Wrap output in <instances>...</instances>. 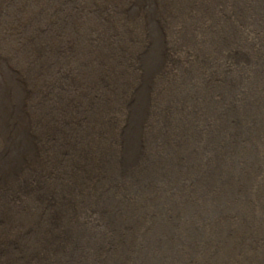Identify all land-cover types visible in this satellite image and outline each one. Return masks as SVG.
<instances>
[{"label": "bare ground", "instance_id": "obj_1", "mask_svg": "<svg viewBox=\"0 0 264 264\" xmlns=\"http://www.w3.org/2000/svg\"><path fill=\"white\" fill-rule=\"evenodd\" d=\"M244 1L245 0H149L150 5L152 4L153 7L150 8L149 12H143V22H139L137 16L139 15L138 13L141 12L140 10L135 11L136 17L125 18L127 21H124L122 18L123 14L120 8L125 6L128 9L133 4L132 1L115 0V5L112 6L113 9L110 8V14H113V12L115 13L118 25L121 27H118V25L114 27L110 26V18L108 16L103 26L91 23L89 34H95L98 38L100 37L102 41L96 45H92L89 42L90 44L86 46L84 53L93 55L92 57L97 59H91L90 66L86 70L83 69L81 71L78 65L74 68L66 67L68 72V75H66L69 78L73 77L70 75L73 70L80 69L78 76H75L76 78H73V81L70 80L69 84L72 83V85L66 88L68 90L65 91L68 93L65 95L67 98L66 100L61 102L59 97L56 105H49L48 107L26 105L25 101L32 99L38 92L37 89L31 88L32 85L24 87V80L31 78L29 77L33 75L31 73L13 72L12 77L0 83V264H59L60 252L70 246L77 232H89L95 225V231L99 230L100 232V225L97 221H95V223L93 222L96 217L90 213L89 209L91 207H89L92 202L91 200L96 196L97 185L102 174L105 173L107 166H109L108 164L117 156H122L127 159L134 154V151L139 153L140 134L138 129L141 126L143 115H148L149 111H151V125L153 127L163 125L166 129L171 126L175 130H180L192 126L194 132L199 133L200 125L202 121L205 120L207 109L210 111L214 106H222L224 103H227L228 99L232 98L239 107L232 102L229 108L230 110L228 109L229 113L223 112L226 124L235 135H242L241 129L244 130V128L238 123H245L244 125H247L249 121H247V115L252 109L262 111L260 123L254 115H252V122L255 121L254 134L256 136L258 134L257 141L264 146V0H253L255 3L253 10L249 11H244V9L241 8L244 6ZM247 1L249 5L252 4V0ZM3 3H5V1ZM110 4H112L111 1ZM87 7L90 6L88 5ZM116 7L119 8L117 9ZM174 8L175 11L172 12ZM103 11H105V6L101 7L98 13H103ZM28 25H30V23ZM102 27L113 28L114 30L109 29L105 31ZM19 29L21 28L19 27ZM33 29L31 30L33 31ZM35 33L34 35H36ZM67 33H69V30ZM106 38L108 42H110L108 45L104 43ZM79 52H83L81 47L79 48ZM35 54L36 53L33 55V59H36ZM44 65L47 66V64ZM40 73L42 72L38 71L32 79L38 78ZM246 77H248L247 81L243 82ZM218 81H222L219 86L217 85ZM242 82L245 83V85L242 84ZM38 85H40V83ZM43 85H45V83H43ZM186 91L188 93L187 97L184 96ZM12 92H16L18 99L16 102L20 103V105H12V102L14 103ZM143 92H147L146 97L148 101L156 100L158 103H162L163 98L171 105H143L145 98ZM213 95L218 96L214 99ZM260 97H262V101ZM259 98L261 102H259ZM202 99H207L208 105H199ZM93 102H95V105H93ZM216 102H218L219 105L212 104ZM124 103L125 105H123ZM234 116H237V118H235L233 122L238 125L230 124ZM238 118L241 119L240 122ZM202 128L203 127H201V129ZM247 145L252 149L254 148V143L252 142L247 143ZM263 152H261V154ZM216 164L219 166L217 162ZM117 176L118 175H116V177ZM217 176L219 177V175ZM213 181L211 180V182ZM157 182L158 181H156V183ZM159 186L157 189H159ZM252 201L254 202V200ZM149 214H152V212ZM213 218L215 217L213 216ZM123 223L124 222H122V224ZM258 226V228H260L261 224ZM143 237L141 239H143ZM157 241L159 240L157 239ZM120 243L118 242V244ZM211 250L212 249H210V251ZM237 256L241 259L242 264H264V244L258 251H244V253Z\"/></svg>", "mask_w": 264, "mask_h": 264}, {"label": "rangeland", "instance_id": "obj_2", "mask_svg": "<svg viewBox=\"0 0 264 264\" xmlns=\"http://www.w3.org/2000/svg\"><path fill=\"white\" fill-rule=\"evenodd\" d=\"M4 1L6 4L3 3ZM110 1L112 4H110ZM130 1H132L133 4L128 9L125 6H122L120 8L121 13L123 14V17H122L123 20L127 21L126 19H128V17H130V18L136 17L135 11L140 10L141 12L138 13L139 15L137 14L138 15L137 17L139 18V22H141V21L143 22V12L144 13L149 12L150 8H152L153 5L152 4L150 5L149 0H145V1L144 0H130ZM46 2H47V4H46ZM114 2H115V0H96V1H93V0H84V1H82V0H80V1L79 0H61V1L60 0H52V1L51 0H22V2H21V0H10V1L9 0H0V37H1L0 38V42H1L0 43V83H2L4 80H8L10 77H12L13 72H15V73L22 72V73H26V74L31 73V74H33V75L29 76L31 78L24 80V82H25L24 87H26V86L29 87L30 85H32L31 88L37 89L38 92L35 94V96L32 99H28L25 101L26 105H37V106L48 107L49 105H56L59 97H60L61 102L66 100L67 98L65 95L68 94L67 92H65V91H68L66 88H68L69 86L72 85V83L69 84L70 80H72L73 78H76L78 76L80 69H81V71L83 69L84 70L88 69V67L90 66V62H91L90 60L91 59H97L95 57L93 58L92 57L93 55H89V54L84 53L86 46H89L90 43L92 45H96L102 41V39L100 37L98 38V36H96L95 34H89V32H90L89 29H91L89 27L92 24H98V25L103 26V24H105V20L108 19V17L110 18V20H109L110 26L114 27V26L118 25V21H117V18L115 17V13L113 12V14H110V8H112V6L115 5ZM51 3H53V4H51ZM246 4H247V6H246ZM254 4L255 3L253 2V0H252L251 5H249L248 1L245 0L243 2L244 6H242L241 8L244 9V11L253 10ZM88 5L90 7L91 6L92 7L91 8L87 7ZM41 6H42V8H41ZM103 6H105V11H103V13L102 12L98 13L99 9ZM116 8L118 9L119 7H116ZM40 10H42L43 13ZM64 11H65V13H64ZM173 11H175V8L172 10V12ZM50 12H51V14H50ZM39 15H40V17H39ZM53 15L55 16V18ZM32 16H33V18H32ZM44 16H47V17H44ZM49 20H50V22H49ZM75 20L78 22H76ZM71 22H72V24H71ZM85 22H86V24H85ZM29 23H30V25H28ZM16 27H18V28H16ZM19 27L22 30L19 29ZM118 27H121V26L118 25ZM64 28H65V30H64ZM102 28L105 31H108L109 29L114 30L113 28H105V27H102ZM31 29H33V31ZM68 30H69V33H67ZM33 32L34 33L36 32L35 34L37 36L34 35ZM18 35H20V36H18ZM58 40H59V42H58ZM30 42H32V43H30ZM27 43H29V44H27ZM104 43L108 45L110 42H108V39L106 38V41H104ZM16 44H17V46H16ZM67 44H68V46H67ZM33 45H35V46H33ZM47 46H49V47H47ZM22 47H24V48H22ZM29 47H31V48H29ZM80 47L82 48V51H83L82 53L79 52ZM27 48H29V49H27ZM61 49H62V51H61ZM77 49H78V51H77ZM41 52H43V53H41ZM34 53H36L35 54L36 59H33ZM28 55H30V56H28ZM57 56H59V57H57ZM37 58H39V59H37ZM29 60H31V61H29ZM86 61H87V63H86ZM11 64L13 65V67ZM44 64H47V66H45ZM86 64H87V66H86ZM71 65H72V67H71ZM77 65L80 66V69L75 70V71L73 70L72 74H70L73 77L69 78L67 76L68 75L67 68H74V67H77ZM61 66H62V68H61ZM38 71L42 72V73H40V76L38 77L39 79L38 78L32 79V77ZM44 71L45 72L47 71V72L45 73ZM139 72H140V70H139ZM229 72H230V70H229ZM124 73H125V71H124ZM50 78L53 80V82ZM247 79H248V77H246L243 82L247 81ZM243 82H242V84L245 85V83H243ZM39 83H40V85H38ZM43 83H45V85H43ZM61 83L65 84V85H63ZM66 83H67V85H66ZM221 83H222V81H218L217 85L219 86ZM34 85H36V86H34ZM37 87H39V88H37ZM46 92H48V93H46ZM61 92H62V94H61ZM143 93H144V97H145L143 105H152V104L153 105H171L166 100H164L163 98H162L163 104L158 103L156 100H149L148 101V99L146 97L147 92H143ZM12 95H13L12 99L14 101V103L12 102V105H17V104L20 105V103L16 102L18 100L17 96H16V92H14V93L12 92ZM187 95H188V93L186 91L184 93V96L187 97ZM213 96L215 99L218 95H213ZM63 97H64V99H63ZM260 98L262 101V97H260ZM260 98L258 99L259 102H261ZM235 99H236V97H235ZM206 101H207V99H202L199 102V105H208V101L207 102ZM232 102L237 107H239L236 104L235 100L230 98V99H228L227 103H224L222 106H214L210 109V111L207 109L206 117H205V120L202 121V123L200 125L199 133L194 132V129H192L193 128L192 126L182 128L180 130H175L171 126L166 129V128H164L163 125H161L159 127H153L151 125V122H152L151 121L152 120L151 119V111H149V114H148L149 116L143 115L141 126L138 129V132L140 134L139 153L134 151V154L129 156L127 159L123 158L122 156H117L111 163L108 164L109 166H107V168H106V171L104 173L105 175L102 174V177H101V179L97 185L96 196L91 200L92 204L90 203V205H89V207L91 206L89 208L90 213L96 217L93 220V222L95 223V221H97L99 223L100 232H99V230L95 231L96 225L93 229H90L89 232H84L85 234L81 233L80 231H79V233L77 232L76 233L77 235H74V237L72 239L73 242L71 241L70 246L65 248V250L63 249L60 252L58 263L59 264H84V263L85 264H101V263L102 264H155V263L156 264H192V263L193 264H242L241 259H239V257L237 255L244 253V251H249V252L250 251H258V249L264 244L263 243L264 242V223H263L264 222V192H263V190H264V166H263L264 165V152H263L264 146L257 141L258 134H257V136L254 134L255 133V128H254V125H255L254 122L255 121L252 122V115L257 117V119L260 123L262 111H260L258 109H252L251 111H249L250 114L248 113V115H247V121L249 120L247 125H244L245 123H238L240 126H243V128H244V130L241 129L242 135H235L231 131V129L228 127V125L226 124V122L224 120V116H223V112L229 113V110H230L229 108H230V105H232ZM99 103H101V102H99ZM212 104L213 105H219L218 102L212 103ZM93 105H95V102H93ZM123 105H125V103ZM235 118H237V116H234L232 118V121L230 122L231 125H238L237 123L235 124L233 122V120H235ZM238 120H239V122L241 121L240 118H238ZM212 126H213V128H212ZM201 127H203V128L201 129ZM162 129H164V130H162ZM202 130L204 131V133ZM187 132H188V134H187ZM184 134H185V136H184ZM214 135H216V136H214ZM151 139H153V140H151ZM151 141H153V142H151ZM198 141L201 143H199ZM182 142H184V143H182ZM186 142H188V143H186ZM249 142L254 143L253 149L247 145V143H249ZM147 144H150V145H147ZM211 144H213V145H211ZM200 148H203V149H200ZM261 152H263V153L261 154ZM229 154H230V157H229ZM259 157H260V159H259ZM216 162L219 164V166L216 164ZM120 163L122 166L120 165ZM204 168H205V170H204ZM225 169H226V172H225ZM227 170H229L230 172ZM143 174H146V175H143ZM177 174L178 175L180 174V175L178 176ZM216 174L219 175V177ZM225 174H227V175H225ZM116 175H118V176L116 177ZM146 177L148 178V180ZM179 178H181V179H179ZM211 180L212 181L216 180V181L211 182ZM156 181H158V182L156 183ZM165 181H167V182H165ZM153 183H155V184H153ZM121 185H123V186H121ZM158 186H159V189H157ZM194 186H195V188H194ZM179 187H181V188H179ZM200 187H202V188H200ZM218 189H220V190H218ZM243 191H244V193H243ZM203 194H205V195H203ZM227 195H228V197H227ZM143 196H144V198H143ZM238 197H239V199H238ZM178 198H179V200H178ZM190 198L191 199L194 198V199L191 200ZM252 200H254V202ZM93 201H94V203H93ZM114 201L117 203H115ZM178 202L179 203L181 202V203L179 204ZM114 203H115V205H114ZM113 206H114V208H113ZM151 212H152V214H149ZM133 215H135V216H133ZM117 216L120 218H118ZM213 216L215 218H213ZM222 216L224 219L222 218ZM258 216H260V217H258ZM243 218H244V220H243ZM159 219H160V221H159ZM100 220H102V221H100ZM130 221H131V223H130ZM184 221H186V222H184ZM122 222H124V223L122 224ZM260 224H261V226H260V228H258L259 227L258 225H260ZM111 225H112V227H111ZM228 226H230V227H228ZM144 228H146V229H144ZM114 230L116 231V233ZM215 230H217V231H215ZM240 230L241 231L243 230V231L241 232ZM256 230H258V231H256ZM183 231H184V233H183ZM180 233H182V234H180ZM186 233H187V235H186ZM245 233H247V234H245ZM142 237H143V239H141ZM245 237L248 239H246ZM79 238H80V241H79ZM82 238H84V239H82ZM157 239L159 241H157ZM128 240L129 241L131 240V241L129 242ZM234 240H236V241H234ZM118 242L119 243L121 242L122 244L120 243L121 244L120 245V244H118ZM238 244H240V245H238ZM160 247H162V248H160ZM70 248H71V250H70ZM228 248H229V250H228ZM144 249H145V251H144ZM210 249H212V250L210 251ZM131 250H132V252H131ZM182 250H183V252H182ZM219 250H220V252H219ZM165 253H166V255H165ZM183 254H185V255H183ZM101 256H103V257H101ZM159 256L161 259L159 258ZM74 258H75V260H74ZM77 258H79V259H77ZM171 260H173V261H171ZM243 264H245V263H243Z\"/></svg>", "mask_w": 264, "mask_h": 264}]
</instances>
